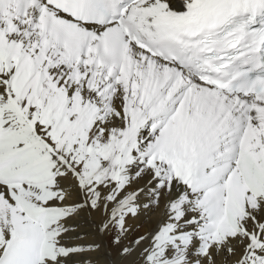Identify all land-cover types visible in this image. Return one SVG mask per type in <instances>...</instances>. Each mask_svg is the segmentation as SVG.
<instances>
[{"label":"snow or ice","instance_id":"obj_1","mask_svg":"<svg viewBox=\"0 0 264 264\" xmlns=\"http://www.w3.org/2000/svg\"><path fill=\"white\" fill-rule=\"evenodd\" d=\"M0 264H264V0H0Z\"/></svg>","mask_w":264,"mask_h":264}]
</instances>
